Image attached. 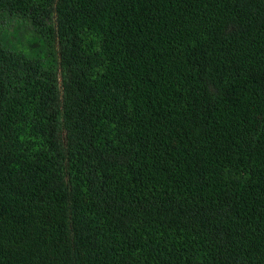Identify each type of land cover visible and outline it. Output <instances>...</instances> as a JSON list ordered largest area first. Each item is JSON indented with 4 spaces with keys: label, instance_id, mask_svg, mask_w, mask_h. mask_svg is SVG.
Segmentation results:
<instances>
[{
    "label": "trees",
    "instance_id": "trees-1",
    "mask_svg": "<svg viewBox=\"0 0 264 264\" xmlns=\"http://www.w3.org/2000/svg\"><path fill=\"white\" fill-rule=\"evenodd\" d=\"M5 13L0 264H264V0Z\"/></svg>",
    "mask_w": 264,
    "mask_h": 264
},
{
    "label": "rangeland",
    "instance_id": "rangeland-1",
    "mask_svg": "<svg viewBox=\"0 0 264 264\" xmlns=\"http://www.w3.org/2000/svg\"><path fill=\"white\" fill-rule=\"evenodd\" d=\"M34 33L31 25L23 18L9 13L4 14L0 23V36L4 45L29 57L45 59L44 44L33 47L37 40V35Z\"/></svg>",
    "mask_w": 264,
    "mask_h": 264
}]
</instances>
